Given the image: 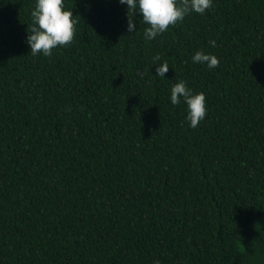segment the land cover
Listing matches in <instances>:
<instances>
[{
  "label": "trees",
  "instance_id": "obj_1",
  "mask_svg": "<svg viewBox=\"0 0 264 264\" xmlns=\"http://www.w3.org/2000/svg\"><path fill=\"white\" fill-rule=\"evenodd\" d=\"M64 4L75 39L44 57L35 0H0V264H264V0L152 40L119 0ZM181 80L206 97L196 128Z\"/></svg>",
  "mask_w": 264,
  "mask_h": 264
},
{
  "label": "clouds",
  "instance_id": "obj_2",
  "mask_svg": "<svg viewBox=\"0 0 264 264\" xmlns=\"http://www.w3.org/2000/svg\"><path fill=\"white\" fill-rule=\"evenodd\" d=\"M119 3L127 5V31L132 33L136 30V24L130 17L138 14L142 17V23L147 25L143 33L147 40L163 34L182 22L190 13L203 15L212 7V0H119ZM31 17L26 43L33 56L51 57L54 49L67 47L74 41L78 20L77 16H73L72 10H65L64 0H35ZM209 43L213 48L216 47L214 40ZM160 59L159 55L153 57V64L157 65L155 75L164 77L169 66L167 61L158 64ZM192 61L206 64L210 69L219 66L218 58L213 54H205L204 51H197L192 56ZM170 93L172 105L179 104L183 99L187 106L186 120L191 128H196L207 115L204 93L194 94L183 80L175 83ZM153 264H160V261L155 260Z\"/></svg>",
  "mask_w": 264,
  "mask_h": 264
}]
</instances>
